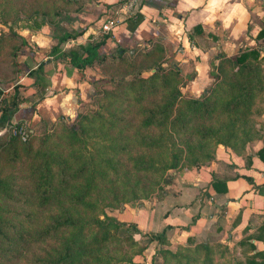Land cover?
<instances>
[{
  "label": "trees",
  "instance_id": "16d2710c",
  "mask_svg": "<svg viewBox=\"0 0 264 264\" xmlns=\"http://www.w3.org/2000/svg\"><path fill=\"white\" fill-rule=\"evenodd\" d=\"M78 2L0 0V24L8 29L0 32V61L5 58L7 44L18 38L12 29L15 22L20 20L28 31H36L45 24H55L63 12L77 11ZM72 5L78 7L71 8ZM79 35L67 33L59 37L50 52L57 53L61 43ZM109 37L106 35L99 41L78 45L64 55L67 63L77 69L97 67L112 86L111 89L104 86L98 93L117 105L109 109L103 120L105 127L116 134L101 148L86 150V139L82 136L85 131L81 125L86 116L81 115L71 126L60 124L59 129L50 132L44 129L40 143L36 145L31 143L34 129H29L27 140L21 141L11 128L20 127L22 121L11 126V120L29 97H20L15 91L8 98L0 99V130L5 129L0 134V168L22 167L21 173L11 171L0 178V264L17 263L28 246L56 234L60 235L56 240L58 248L29 258L26 264H75L77 253L85 255L112 242L122 224L108 216L89 219L83 213L94 209L87 198L96 185L122 169L121 158L129 157L132 169L137 173L161 171L149 155L131 156L133 148L153 150L162 147L168 135H190L208 146L206 151L186 160L187 167H196L201 160L210 157V151L216 145L238 151L235 146L238 135L248 134L247 126L254 115L253 105L264 90V68L258 50H245L231 57L218 54L217 63L210 65L212 85L201 97L189 98L181 91L185 84L181 71L165 66L167 59L161 45L154 44L132 54L119 49L115 56L107 57L99 54V49ZM19 48L13 47V56ZM141 64H145L144 67ZM39 68L31 74L35 83H40L37 78ZM145 72L149 74L144 76ZM33 97L40 98L39 94ZM40 123L46 128L45 123ZM178 162L176 160L172 168ZM246 179L251 182L250 178ZM222 185L224 187L217 180L211 183L216 190ZM6 204L24 211L25 215L4 208ZM52 207L57 209V215L46 219L43 226L24 225L23 221L33 219L31 209L41 211ZM13 214L21 216L23 221L15 220ZM166 229L165 226L160 232L147 234L149 241L155 242L158 248L167 244ZM88 230L90 232L85 234ZM137 233H140L139 229ZM195 249L203 252L202 264H213L205 246L199 245ZM168 250L165 253L175 255ZM81 264H109V260L94 257Z\"/></svg>",
  "mask_w": 264,
  "mask_h": 264
},
{
  "label": "crops",
  "instance_id": "0c3cea01",
  "mask_svg": "<svg viewBox=\"0 0 264 264\" xmlns=\"http://www.w3.org/2000/svg\"><path fill=\"white\" fill-rule=\"evenodd\" d=\"M77 1L79 9L61 13L55 24L31 33L27 30L29 42L22 56L32 69L40 67V83L27 73L20 75L19 90L29 98L12 123L21 119L50 128L61 117L73 120L98 78L97 67L77 69L64 55L78 45L101 40L99 26L121 0ZM67 33L81 35L51 53L58 38ZM154 44L162 46L165 66L176 67L184 76L183 95L199 98L213 83L210 65L217 63L218 54L231 57L258 50L264 68V0H139L133 17L115 29L99 54L112 57L119 49L132 54ZM36 94L39 99L33 97ZM252 110L258 113L256 141L236 152L216 145L198 166L174 172L173 192L139 208L131 219L142 234L157 233L166 226L172 249L198 253L195 248L202 245L213 264H264V90ZM215 180L224 187L213 189ZM139 216L142 219L136 222Z\"/></svg>",
  "mask_w": 264,
  "mask_h": 264
},
{
  "label": "rangeland",
  "instance_id": "374dc122",
  "mask_svg": "<svg viewBox=\"0 0 264 264\" xmlns=\"http://www.w3.org/2000/svg\"><path fill=\"white\" fill-rule=\"evenodd\" d=\"M75 6L77 5H72L71 8H75ZM19 18L21 19L22 15ZM12 29L17 33L18 38H14L13 43L7 44L5 58L0 61V99L8 98L15 93V91L20 97H24V95H21V90H19L21 85H18V79L20 75L24 73H27L28 76H32L31 74L37 69H32V65L30 64L27 65L22 56V51L28 46L27 42H29L28 39L26 40L29 35L27 34L28 28L26 29L24 23L19 20L12 25ZM7 31L8 29L0 24V32ZM28 32L31 33L33 31L29 30ZM16 46L20 48L16 51L15 56H13V47ZM144 65L141 64L142 67H144ZM148 74L149 72H145L143 75L147 76ZM106 79V75L104 74L103 76L99 70L98 78L91 83V91L87 93L88 95L86 94L84 100H81L78 114L73 120L67 121L65 119H60L50 128L47 126L45 128L40 122L30 124L18 119L14 121V123L11 122V126L22 121L21 125L26 133L29 129H34L35 133L31 137V143L36 145L40 143V136L45 132L44 129L50 132L59 129L60 124L71 126L78 121L79 115L86 116L85 121L81 124L85 131V134L82 135L86 139L85 148H87L86 150L99 149L107 140L114 137L116 134V131L108 130L103 123L109 109L117 106L114 101H110L105 98L106 96L98 94L104 86L112 88ZM1 106L2 104L0 101V108ZM253 113L252 121L247 126L249 128L247 136L239 134L238 139L235 141V146L238 148V151L243 148L245 149L247 146H251L257 139V133L254 131V118L258 113L254 111ZM13 129L14 127L11 128L12 132ZM4 131L5 129L0 130V134L4 133ZM155 134L156 133H154V136ZM168 137L165 138V142H163V146L160 148L153 150L133 148L131 152V156L138 153L149 155L154 164L158 166V168H161V171L156 174L137 173L133 171L129 157L126 156L119 160L122 168L119 173L109 176L105 182L96 185V188L90 193L87 201L93 205L94 209L84 212L83 214L85 217L89 219H104L105 216H108L122 225L118 228V232L114 233L112 242L106 246L85 255L77 253L74 257L75 264H81L94 257L106 258L109 260V264L203 263L202 251L197 253L188 248L172 249L169 246V242L158 248L155 242L149 241L147 234H142L141 232L137 233L138 229L136 225L131 222V219L137 216L139 208L154 204L155 201L160 200L165 193L173 192V188L175 187L173 173L177 172L178 169L187 167V164H185L186 160L190 161L194 156H197V154L206 151L208 147L204 146V143L198 142L190 135H168ZM176 160L179 162L172 168ZM11 171L21 173L22 167H2L0 168V178ZM3 206L4 208L9 207L10 210H14L16 213L20 212L25 215L24 211H19V209L9 206L8 204ZM24 209L25 211H29L28 208ZM30 213L33 214V219L30 222L23 221V218L16 214H13V217L15 220H22L27 227L38 228L45 224L46 219L57 215V209L53 207L41 211L31 209ZM139 215H141V213H139ZM137 218L136 222L142 219L140 216ZM89 232L90 230L86 231L85 234ZM57 238H60L59 234L37 245L28 246L25 254L15 264H26L29 258L57 249L59 246L56 241ZM168 249L175 255L165 253V250Z\"/></svg>",
  "mask_w": 264,
  "mask_h": 264
},
{
  "label": "built area",
  "instance_id": "2783aa9c",
  "mask_svg": "<svg viewBox=\"0 0 264 264\" xmlns=\"http://www.w3.org/2000/svg\"><path fill=\"white\" fill-rule=\"evenodd\" d=\"M139 0H121L118 7L107 14V17L101 22L98 34L101 36L111 35L115 29L123 22L130 20L135 14V9ZM13 134L17 135L22 141L27 139V134L21 125L13 129Z\"/></svg>",
  "mask_w": 264,
  "mask_h": 264
}]
</instances>
